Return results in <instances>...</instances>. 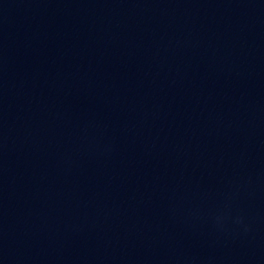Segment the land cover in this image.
I'll return each mask as SVG.
<instances>
[{"label":"water","instance_id":"water-1","mask_svg":"<svg viewBox=\"0 0 264 264\" xmlns=\"http://www.w3.org/2000/svg\"><path fill=\"white\" fill-rule=\"evenodd\" d=\"M10 264H264V0H81Z\"/></svg>","mask_w":264,"mask_h":264}]
</instances>
